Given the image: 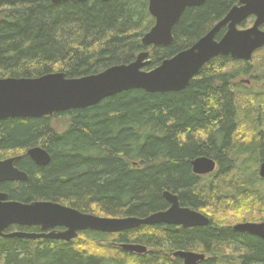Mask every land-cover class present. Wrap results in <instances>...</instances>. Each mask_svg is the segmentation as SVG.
<instances>
[{
  "label": "trees",
  "instance_id": "16d2710c",
  "mask_svg": "<svg viewBox=\"0 0 264 264\" xmlns=\"http://www.w3.org/2000/svg\"><path fill=\"white\" fill-rule=\"evenodd\" d=\"M239 1L206 0L187 9L173 43L148 49V70L191 48ZM148 4L0 0V78L62 73L75 79L128 65L147 52L141 41L154 26ZM257 58L260 87L254 91L237 82L251 74L250 63L218 57L182 92L134 90L89 109L0 122V160L21 157L16 168L29 177L0 184V192L12 201L59 203L113 218L167 210L165 192L177 195L182 207L209 215H226V204L241 196L264 202L258 176L264 162V49ZM59 118L69 121L61 132L51 125ZM35 147L49 153L48 166L38 167L26 156ZM202 156L215 159L220 171L195 175L191 162ZM220 224L211 219L192 229L154 225L116 235L84 232L68 243L0 238V264H184L172 254L185 250L209 256L199 264H264L261 239ZM123 245L148 251L131 253Z\"/></svg>",
  "mask_w": 264,
  "mask_h": 264
},
{
  "label": "water",
  "instance_id": "95a60500",
  "mask_svg": "<svg viewBox=\"0 0 264 264\" xmlns=\"http://www.w3.org/2000/svg\"><path fill=\"white\" fill-rule=\"evenodd\" d=\"M89 0H52L61 3H85ZM107 3L113 0H102ZM206 0H149L148 10L154 19L153 28L142 38L146 48H168L173 43V31L187 9L201 7ZM254 24L247 29L240 28L248 19ZM264 0H240L225 18L202 37L191 48L164 60L151 71L150 53L139 54L128 65H116L90 76L69 79L65 74L54 73L35 79L0 78V122L9 119H40L75 110L89 109L102 101L140 90L147 94L178 93L188 88L192 80L210 61L218 57H230L235 61L250 62L258 51L264 49ZM225 34L217 39L220 32ZM26 156L38 167H46L51 156L42 147L29 149ZM21 157L0 161V184L28 181L26 173L15 167ZM193 173L206 176L215 172L213 160L200 157L192 163ZM264 179V162L259 168ZM169 204L164 211L146 218L99 217L82 213L72 207L53 202L30 204L9 200L0 192V238L28 240L49 239L70 242L80 233L97 232L116 235L143 226L167 225L184 229L206 227L210 220L199 212L182 207L179 197L170 192L163 194ZM39 227L40 234L15 232L5 234L11 227ZM56 228L65 232L56 233ZM48 231H52L47 234ZM238 233L259 237L264 241L263 224H239L234 227ZM122 248L136 254L146 253L138 245H123ZM184 264H199L204 255L179 251L174 255Z\"/></svg>",
  "mask_w": 264,
  "mask_h": 264
},
{
  "label": "rangeland",
  "instance_id": "374dc122",
  "mask_svg": "<svg viewBox=\"0 0 264 264\" xmlns=\"http://www.w3.org/2000/svg\"><path fill=\"white\" fill-rule=\"evenodd\" d=\"M254 19H250L247 25L248 27L252 25ZM260 58L257 59H252L250 62V65L252 67L251 69V74H248L247 76H241L237 79V82L240 83L245 90H256L257 88L260 87V84L258 83V80H255V77L259 78L260 73L257 72L256 68V63L259 61ZM242 62V61H240ZM244 68V67H242ZM242 96V95H241ZM243 100V99H242ZM246 103V101H245ZM68 119L67 118H59V119H54V121L51 123L52 127L56 129V131L61 132L64 131L68 127ZM242 198H238L235 201H229L225 207L229 206L227 214L224 216H221L217 212L215 214L213 213L211 216L207 213H203L205 216H208L210 219H213L217 221L218 223H221L220 225H230L231 227H235L241 223L245 222H257V221H262V218H264V202L258 201L257 198H254L252 196L249 197H244L241 196ZM254 218V219H253Z\"/></svg>",
  "mask_w": 264,
  "mask_h": 264
},
{
  "label": "flooded vegetation",
  "instance_id": "af4514ba",
  "mask_svg": "<svg viewBox=\"0 0 264 264\" xmlns=\"http://www.w3.org/2000/svg\"><path fill=\"white\" fill-rule=\"evenodd\" d=\"M238 5V4H237ZM251 19H253V18H251ZM179 23V22H178ZM252 23H254V22H252ZM252 26V25H251ZM251 26H246L245 24H243L242 26H241V28H250ZM223 30H225V32H226V29H223ZM222 30V31H223ZM224 35V34H223ZM217 39H219L218 37H217ZM198 76V75H197ZM194 80V79H193ZM17 157V156H16ZM202 157H206V156H202ZM197 158H200V157H197ZM196 158V159H197ZM206 158H209V159H211V160H213L214 162H215V164H216V169H215V172L213 173V174H215V173H218L219 171H220V167H219V164H218V162L215 160V159H213V158H210V157H206ZM196 159H194V160H196ZM6 160V159H5ZM193 160V161H194ZM0 161H3V160H0ZM192 161V162H193ZM191 162V163H192ZM17 163V162H16ZM262 164V163H261ZM261 164L259 165V167H258V176H259V168H260V166H261ZM15 167H16V164H15ZM191 167H192V165H191ZM192 172H193V169H192ZM259 178L261 179V180H264V179H262L260 176H259ZM10 200V199H9ZM205 216V215H204ZM209 220H210V222H211V219L208 217V216H206ZM254 219V218H253ZM241 224H263L264 225V222H262V221H257V222H245V223H241ZM233 230H234V227H233ZM66 231V229L65 228H56L55 229V232L56 233H61V232H65ZM14 232H21V233H32V234H40V233H42L41 232V229L39 228V227H19V226H15V227H11V228H9L6 232H5V234H10V233H14ZM52 231H48L47 232V234H49V233H51ZM82 234V233H81ZM81 234H79V236H78V238L80 237V235ZM243 234H246V233H243ZM249 235V234H248ZM252 236V235H251ZM254 237H256V236H254ZM77 238V239H78ZM257 238H259V237H257ZM260 239V238H259ZM44 240H46V239H44ZM262 240V239H261ZM38 241V240H37ZM46 241H54V240H46ZM73 241V240H72ZM263 241V240H262ZM63 242V241H62ZM71 242V241H70ZM264 242V241H263ZM68 243V242H67ZM146 251H148L147 250V248H146ZM176 253H174V254H172V256L173 257H175L174 255H175ZM196 254H200V255H204L206 258L207 257H209L207 254H205V253H196ZM175 259H176V257H175Z\"/></svg>",
  "mask_w": 264,
  "mask_h": 264
},
{
  "label": "bare ground",
  "instance_id": "6f19581e",
  "mask_svg": "<svg viewBox=\"0 0 264 264\" xmlns=\"http://www.w3.org/2000/svg\"><path fill=\"white\" fill-rule=\"evenodd\" d=\"M186 251V250H185Z\"/></svg>",
  "mask_w": 264,
  "mask_h": 264
}]
</instances>
